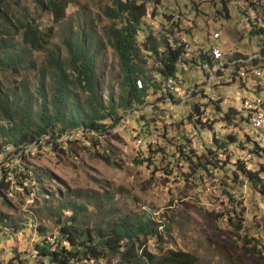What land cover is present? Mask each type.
Segmentation results:
<instances>
[{"label": "rangeland", "instance_id": "obj_1", "mask_svg": "<svg viewBox=\"0 0 264 264\" xmlns=\"http://www.w3.org/2000/svg\"><path fill=\"white\" fill-rule=\"evenodd\" d=\"M211 1L218 9V0H159L157 6L149 3L142 19V32L138 33L137 40L141 41L142 34L148 33L157 42L161 37H167L169 44H172L171 36L175 39L173 34L176 27L173 25L177 21L174 11L182 12L181 19L190 23L186 19H193V12L186 11L185 6L199 3L203 15H199L201 19L198 18L197 22L201 20L206 23L209 31L205 27L200 30L194 28L195 21L190 23L195 40L200 42V36L206 33L210 35L211 31L217 36L210 38V45L220 46L221 42L228 44L225 49L216 50L218 57L215 62L219 63L210 72V77L216 78L214 82L212 83L213 78L204 81L198 76L193 83L199 85L205 82L202 88L212 100H221L222 109L232 108L246 114V110L240 108L244 105L245 96L250 93L245 89H238V77L233 78V85L226 87L217 73L220 71L224 74V70L228 68L236 75H240V71L245 73L254 70L252 62L257 59L249 62L233 60L240 51L256 52L258 47L255 41L261 37L248 35L250 27L247 16L238 15V8L236 10L233 7V2L227 4L229 19L220 18L216 23L210 22L206 14L213 8ZM105 6H108V0H74L66 7L63 19L56 23L47 13L32 14L42 33L50 29L48 45L31 52L27 62L17 73H0V83L4 88L16 92L18 83L23 82L31 92L38 84V70L48 69L47 56L53 55L63 61V39L74 37L76 32L79 35L88 29L97 46L92 47V50L98 52L94 59V73L101 99L105 102L109 91L115 96L119 82L118 61L105 43V30L115 23L104 16ZM164 9L172 11L173 15ZM5 10L7 14L17 17L25 11L31 13L32 6L28 0H7ZM250 15L255 17L256 13ZM257 17L260 24L264 25V15L258 13ZM167 30L174 33L167 36ZM10 35L12 48L14 52H18L23 46L20 33ZM100 44L105 46L103 50L100 49ZM239 62L249 64L251 69L249 66L243 68L244 70L236 68ZM152 67L153 60L148 59L147 68ZM183 68L185 69V65ZM191 84L186 82L179 89L175 86L174 90L181 92L190 87V91H197ZM167 85L170 87L171 81ZM262 95L264 96V91ZM80 96L83 98L82 94ZM33 99L34 107L38 106L39 99ZM189 99L190 97L187 100ZM195 99L198 100L197 96ZM262 99L264 97L260 98V103H264ZM163 101L154 105L151 104L152 98H148L147 105L127 111L113 126L105 121L104 132L86 136L79 144H66L62 152L48 146V137L40 138L34 147L26 148L23 158H20V153H13L9 147L4 148L0 154V180L8 182V186L6 189L0 188V264H7L10 260L15 264L12 260L14 258L23 260L24 264H48L46 261H37L33 246L43 240L52 242L57 235L56 215L59 214L60 207L54 199H58L65 191L70 192V197L74 191H80L84 195L77 202L86 206V215L92 220L115 216L114 210L118 208L121 212L136 215L146 212L155 222L163 223L167 230H161V242L154 238H149L146 242L147 251L154 256L158 257L173 250L194 256L196 264H264V194L254 191L247 184L236 183L230 177L233 170L230 164L235 159L243 161L245 168L252 172L264 170V154L246 156L245 149L240 151L229 145L225 152L218 155L219 169L209 170L207 173L192 168L188 170L178 161L177 149L173 145L184 146L185 153L191 150L200 155L209 145L212 134L219 137L235 135L241 139L243 130L224 127L225 124L211 114L212 110L210 116L205 118L209 121L200 132V138L196 137L193 128L186 121L178 124L179 119L186 117L184 106H171L168 103L172 102L166 98V114L154 111L155 106H161ZM258 106L264 107L255 105L251 110L254 112ZM87 141H96L95 149L100 154H107L117 167L107 165L94 157L93 149ZM245 146L250 148V144ZM150 151L155 153L150 154ZM3 172L5 178L2 177ZM20 176H29L30 180L25 181ZM225 184L227 188L223 186ZM225 191L232 194V200L241 209L244 221L240 231L236 232L225 220L227 215H231L230 208L233 204L226 197ZM52 193L54 196L50 198ZM65 216H68V212H64L61 219ZM9 220L15 223V228L10 225L4 227ZM38 228L43 231H38ZM243 238L249 239V243L259 249V257L245 251L242 246Z\"/></svg>", "mask_w": 264, "mask_h": 264}, {"label": "trees", "instance_id": "obj_2", "mask_svg": "<svg viewBox=\"0 0 264 264\" xmlns=\"http://www.w3.org/2000/svg\"><path fill=\"white\" fill-rule=\"evenodd\" d=\"M6 1L0 0V73H17L20 67L27 62L30 53L43 49L50 39V29L42 33L37 28L32 14L47 13L56 23L63 19L66 7L74 0H28L32 6V12L25 11L17 17L6 13ZM218 1L220 3L218 9L212 1L210 2L213 8H210L211 10H208L206 14L209 21L217 22L220 18L229 19L227 4L231 1ZM261 1L255 0L256 6L253 8V12L256 13L254 17L256 25L253 24V17L250 14L247 15L241 10H237V13L240 16H247L250 27L249 36L259 35L261 39H264V25L260 24L257 17L258 13L264 15V3ZM151 2L153 5H159V0H108V6L104 8V16L115 23L106 28L105 43L115 54L119 71L117 94L114 96L109 91L105 102L101 99L94 73V59L98 52L92 50V47L97 46L88 29L79 35L76 32L74 37L63 39L65 52L63 61L53 55L47 56L48 69L38 70L40 73L38 84L31 92L23 82L18 83L16 92L4 88L0 83V154L3 153L4 148L9 147L13 153H20V158H23L25 149L45 136L49 138L48 146L62 152L66 144L75 142L79 144L81 139L79 135L60 133L66 130L82 129L86 133L85 138L91 136V132H104L105 121L109 122L110 126L115 125L127 111L137 110L147 105L148 98H152L151 104L154 105L164 100L161 106H155L154 111L166 114L168 107L165 99L167 98L172 103L178 102V95L174 93L176 92L174 89H176L175 86L177 89L181 88V80L185 83L189 82L190 78L196 75L199 66L203 75L210 77V70L219 61L215 62L217 55L209 56V50H207L210 44L209 34L201 35L200 42H197L194 35L190 34V27L186 26L181 19L182 12L176 9L174 13L178 16V20L173 25V27L176 25L175 33L172 30L166 32L167 36L174 33L175 39L171 36L172 44H169L167 37H161L157 42L148 33L142 34V40L138 42L137 35L142 32V19L146 15L147 5ZM185 7L186 11L193 12V19L189 18L188 21L191 23L195 21L194 28L197 27L199 30L201 27L206 28V23L201 20L197 22L198 18L201 19L199 15H203L200 4L191 3ZM164 10L173 15L172 11ZM200 23L202 26H199ZM206 31L208 32L207 28ZM16 32L20 33L23 45L18 52H14L11 45L10 33ZM104 47L100 44V49L103 50ZM235 57L233 61H245V56L236 55ZM148 59L153 60L154 67L147 68ZM258 61L252 62L255 68L261 62ZM236 65V68L241 70L249 66L243 62ZM249 68L251 69V66ZM233 73L231 72L232 82L228 85H233L235 82L233 78L237 75ZM242 73L244 71H240V75ZM217 76L220 78L224 74L219 71ZM200 77L205 81V77ZM168 81H171L170 87L167 85ZM176 82L179 83L175 85ZM191 86L197 89V84L192 83ZM204 92L200 89L191 93L190 99L184 102L186 117L179 119L178 124L186 121L193 128L196 137L200 138V132L204 130L209 121L205 120L206 124L202 122L203 112L206 107L210 106V110H213L211 114L217 117L220 123H224V127L243 130L242 138L235 135L219 137L212 134L209 145L200 155H196L191 150L185 153L184 146L175 144L173 146L177 149L178 161L182 162L188 170L192 168L198 172L207 173L209 170L219 169L218 155L225 152L229 145L240 151L245 149L250 155L259 154L255 138L252 140L251 134L244 131L248 130V114L237 112L232 108L224 110L221 108V100H212ZM250 93L258 98L264 97L260 89L251 90ZM33 97L40 101L36 107L32 102ZM262 100L264 102V99ZM251 112L250 118L253 110ZM184 141L187 140L184 139ZM87 143L92 147L94 157L107 165L117 167L107 154H100L95 149L96 141H87ZM247 144H250V148H246ZM153 153L155 152L150 151V154ZM230 167L233 169L230 172L232 180L241 185L247 184L254 191L264 194L263 169L258 173L252 172L245 168L243 161L238 159H235ZM2 177L5 178V172ZM20 177L25 181L30 180L29 176ZM7 186L8 182L0 180V188L6 189ZM223 186L228 187L227 184ZM224 193L233 203L230 208L231 215H227L225 220L236 232L240 231L244 221L241 209L232 200V194L226 191ZM53 196V193L49 195L50 198ZM82 196L84 195L80 191H74L70 197V192L65 191L58 199H54L60 207L59 214L56 215L57 235L53 237L52 242L43 240L33 246L34 255L39 263L46 261L48 264H99L102 262L103 264H196V258L185 252L168 250L157 257L147 251V240L154 238L155 241L161 242V230H167L163 223L155 222L150 214L146 212L138 215L124 213L116 208L115 216H104V219L92 220L86 215V206L77 202V199ZM64 212H68V216L61 219ZM9 225L12 228L16 227L12 220L4 224V227H9ZM38 231L43 230L38 228ZM233 234L236 235V233ZM249 242V239L243 238V248L246 252L259 257V249ZM12 260L15 264H24V261L18 258ZM7 264L13 263L10 260Z\"/></svg>", "mask_w": 264, "mask_h": 264}, {"label": "built area", "instance_id": "obj_3", "mask_svg": "<svg viewBox=\"0 0 264 264\" xmlns=\"http://www.w3.org/2000/svg\"><path fill=\"white\" fill-rule=\"evenodd\" d=\"M230 1L233 2V7L235 9L238 8V10H241L244 12H249V13L253 14V8H255V2L253 0H230ZM188 19L189 18H187L186 21H188ZM190 23H186V26L191 27L192 25ZM214 23H216V22H214ZM253 24H256V22L254 20V16H253ZM189 31H190V34L192 33V35H193V31L191 29ZM216 36H217L216 33H212L210 31L209 38L216 37ZM183 38H184V35H183ZM263 41H264V39H256L255 44L258 47L256 52L242 53L243 51H240L239 54L237 53V56H245V62H249L251 59H264ZM226 44H228V43L221 42L220 46L209 44V46L207 47L209 50V56H216V50L217 49H225ZM247 44H249V39L247 41ZM185 46H186V42H185ZM229 74H231L229 72V68L225 69L224 70V78H219V80H223V85H226V87H228V75ZM196 76H203L202 73L200 72V66H199V68H197L196 75H193L190 78L189 82L193 83L194 78H196ZM203 77H205V80L213 78L212 83L216 79L215 77H206V76H203ZM237 77L239 78V86H237L238 89H245V91L248 93H250L251 90L254 91L255 89H260L261 92L264 91V69H258L256 71H247L245 73H242L241 75H237ZM184 85H185V82H183L181 80V87ZM204 85L205 84H199V85L197 84V91H199L201 89V90L205 91L204 92L205 94H207L206 90L202 88V86H204ZM197 91H189V87L186 88L184 91H181V92L178 90V91L174 92L175 94L178 95V102L168 103V104H170L171 106L172 105L176 106V108H180V107L184 106V102L190 97L191 93L197 92ZM216 105L219 106L218 104H216ZM255 105L264 106V103H260V98L255 97V95H252V93H250V95L245 96L244 105H241V108H240V109H245L246 114H248V131H249L248 133L251 134L252 139L255 136H264V113H262L260 116H256V122H249V115H251L250 114V107L255 106ZM211 106L213 107V105H211ZM209 107H206V109H204L202 121H205V118L209 117L207 115L210 113V111H212V110H210ZM245 132H247V131L245 130ZM60 134L79 135V139H81V140L82 139L84 140L85 139L84 136L86 135L85 131H83L82 129L66 130L65 132H62ZM93 134H96V133H93V132L90 133V135H93ZM45 137H47V136H45ZM147 139H150L151 142L153 141V139H151V138H147ZM35 145L36 144H32L29 147H32ZM256 148L261 154H264V144H262L261 146H256ZM246 153H247L246 156L250 155L248 152H246Z\"/></svg>", "mask_w": 264, "mask_h": 264}, {"label": "bare ground", "instance_id": "obj_4", "mask_svg": "<svg viewBox=\"0 0 264 264\" xmlns=\"http://www.w3.org/2000/svg\"><path fill=\"white\" fill-rule=\"evenodd\" d=\"M254 2H255V0H253ZM261 2H263L264 3V0H262ZM256 3V2H255ZM262 4V3H261ZM263 5V4H262ZM256 6V5H255ZM260 7V6H259ZM262 7V6H261ZM258 8V7H257ZM263 10V9H262ZM264 11V10H263ZM262 11V12H263ZM250 14H252V13H250ZM254 16V15H253ZM176 19L178 20V17L176 16ZM255 20V19H254ZM256 25V24H255ZM184 42H185V40H184ZM264 42V41H263ZM219 50V49H218ZM219 53H220V51H219ZM257 60H259V61H261L259 64H260V67H257V68H255L253 71H256V70H258V69H261V68H263L264 69V59H257ZM251 61V60H250ZM258 61V62H259ZM216 65H214V67H215ZM213 69V68H212ZM212 69L210 70V72L212 71ZM200 72H201V68H200ZM229 72H230V68H229ZM202 73V72H201ZM231 73V72H230ZM202 75H203V73H202ZM203 76H205V75H203ZM229 76H230V74L228 75V84H229ZM197 77V76H196ZM207 77V76H206ZM189 91H190V87H189ZM219 106H220V104H219ZM252 107V106H251ZM251 107H250V114H251ZM262 113H264V107H260V106H258V107H256V109H254V112H253V116L251 117V122H256V116H260ZM249 122H250V115H249ZM256 137V138H255ZM254 138H255V142H256V145L257 146H261L262 144H264V136H255ZM46 138V137H45ZM70 139V138H69ZM34 147V146H33ZM29 148H31V147H29Z\"/></svg>", "mask_w": 264, "mask_h": 264}]
</instances>
